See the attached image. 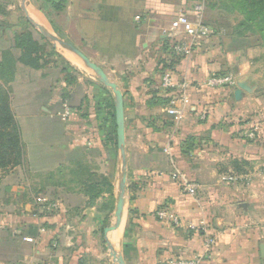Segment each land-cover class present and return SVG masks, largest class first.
Masks as SVG:
<instances>
[{
    "label": "crops",
    "instance_id": "obj_1",
    "mask_svg": "<svg viewBox=\"0 0 264 264\" xmlns=\"http://www.w3.org/2000/svg\"><path fill=\"white\" fill-rule=\"evenodd\" d=\"M45 1L32 0L123 96L124 208L121 227L110 234L118 231L120 251L112 246L124 264L197 257L204 251L201 221L215 237L210 259L201 264H264V144L245 139L242 130L264 102L246 82L257 75L242 54L243 37L216 28L203 0H54L61 1L59 10ZM198 5L215 36L178 57L168 41L170 20L194 16ZM25 27L0 14V61L7 50L17 60L5 87L22 146L21 163L0 174V264H114L98 239L114 222L116 201H110L120 177L112 96L91 76H62L63 66H52L44 54L36 66L19 62L14 38ZM165 73L189 84L173 134L165 113L169 98L158 90ZM228 75L233 86L206 85L210 77ZM240 84L250 91L235 100ZM61 135L63 157L55 147ZM188 138L195 148L183 154ZM238 167L247 171L238 174ZM175 171L197 185L193 195L181 191Z\"/></svg>",
    "mask_w": 264,
    "mask_h": 264
},
{
    "label": "rangeland",
    "instance_id": "obj_2",
    "mask_svg": "<svg viewBox=\"0 0 264 264\" xmlns=\"http://www.w3.org/2000/svg\"><path fill=\"white\" fill-rule=\"evenodd\" d=\"M39 2L41 0H34ZM205 2V6L214 5V9H209L210 19L213 21L212 23L216 28H219L220 25H223L225 31L228 34L234 36L236 32H242L243 28L248 24V18L253 16V19L249 21V25L254 29L252 33H244L243 39L247 42V47L242 49V54L246 59L248 57V62L252 63V67L255 70V74L257 75L255 79H247V83L252 82L254 84L255 96L260 98L264 102V24H260L259 22L262 14L264 15V1L261 4H258V0H203ZM209 8V7H208ZM0 10L1 15L7 18L12 17L15 21L19 20L21 22V18H23L22 13L19 10V2L18 0H0ZM25 23V22H24ZM246 25H245V24ZM212 26V25H211ZM235 37V36H234ZM55 50V49H54ZM64 56V57H63ZM45 61L52 64L54 67H62L64 68V73L62 76L66 77L72 75L73 73L79 72V75H82V78H87V76L93 77V75L85 69L80 63H78L74 57L71 55H67V53L61 49H56L53 53H48L44 57ZM72 64V65H70ZM77 68L78 70L74 69ZM68 70H72L68 72ZM253 77V76H251ZM94 78V77H93ZM94 80H96L94 78ZM252 80V81H251ZM97 81V80H96ZM98 82V81H97ZM259 108L257 112L260 113V116L253 119V123L249 125L246 124L243 126L242 130H249L251 127L257 128L260 130V140L255 139V142H261L264 144V140H262V136H264V103L258 105ZM256 112V111H255ZM239 124V123H238ZM237 124V127L239 125ZM242 124V123H241ZM25 130V128H23ZM58 143L55 145L58 150L61 151V156H64L63 148H64V138H59ZM258 144V143H257ZM238 174L244 173L247 170L243 167H238ZM5 169L0 168V174L3 173ZM115 186L118 183V175L116 174ZM117 195V188L115 187V194L112 200L115 203ZM114 220V217H112ZM118 232V231H117ZM110 234V233H109ZM99 235V234H98ZM108 236V235H107ZM114 236V233L112 234ZM110 234L109 240L113 243L117 250L120 251V244L116 242L117 240L113 239ZM120 237V236H119ZM100 242V247L103 249L104 253L109 254V249L105 242L104 237L100 233V237L98 238ZM112 245V244H111ZM111 258V257H109Z\"/></svg>",
    "mask_w": 264,
    "mask_h": 264
},
{
    "label": "built area",
    "instance_id": "obj_3",
    "mask_svg": "<svg viewBox=\"0 0 264 264\" xmlns=\"http://www.w3.org/2000/svg\"><path fill=\"white\" fill-rule=\"evenodd\" d=\"M194 16H189L186 13H178L170 20L167 36L170 41L172 51L176 56H189L192 48L199 45V41L215 36V29L203 22L201 18L202 6L198 5L194 9ZM235 84L233 76H213L207 79L206 85L210 88L230 87ZM189 84L185 80L176 82L173 80L170 73H165L158 83V90L169 98L168 105L165 108V113L171 118L173 127L172 134L176 131L178 123L183 115L184 107L188 102L187 90ZM203 113L200 119H204ZM244 138L248 140H260V130L251 127L243 132ZM264 136H262V140ZM173 179H176L181 187V191L185 194L193 195L197 190V185L189 181L183 174L175 171L171 174ZM232 180L233 178H223V180ZM236 179H234L235 181ZM160 219L165 217L164 213H158ZM204 235V251L195 258L191 259H170L168 264H201L205 259H210L212 249L215 244V237L209 232V226L201 221L198 226ZM193 228V227H192Z\"/></svg>",
    "mask_w": 264,
    "mask_h": 264
},
{
    "label": "trees",
    "instance_id": "obj_4",
    "mask_svg": "<svg viewBox=\"0 0 264 264\" xmlns=\"http://www.w3.org/2000/svg\"><path fill=\"white\" fill-rule=\"evenodd\" d=\"M264 0H258L257 3L261 4ZM45 2H49L50 5L56 9H60V3H56L54 0H46ZM208 9H214V5H207ZM1 14V10H0ZM25 22V26L29 27L27 21L21 18ZM253 19L251 15L246 22V25L243 28L242 32H236L234 35L235 37H242L245 35L244 33H252L254 29L249 25V21ZM259 22L260 24H264V15L262 14ZM211 26V25H210ZM24 28L20 33L15 35L14 38V45L21 51V55L19 57V62L30 65L36 66L38 64L39 58L42 55H48V53L55 52L54 48L50 47V45L42 38V43L35 40L33 38L32 33L27 29ZM213 27V26H212ZM214 28V27H213ZM215 29V28H214ZM17 60L13 58V55L9 50L4 51L2 53V59L0 61V168L6 169L8 167L16 166L21 163L22 160V146L19 139V130L17 124L14 120L13 114L11 112L9 106V91L5 87V85L11 82L14 79V72H15V64ZM110 108L112 109L111 120H112V140H116V126L113 114V103H110ZM193 138H188L186 142V146L182 144V153L186 154L188 150L195 148V144L193 143ZM184 142V143H185ZM239 170V169H238ZM111 187V186H110ZM94 198V197H93ZM90 198V203H93L94 199ZM112 205V201H110V206ZM102 208L105 210L106 204L104 203ZM111 211V208H110Z\"/></svg>",
    "mask_w": 264,
    "mask_h": 264
},
{
    "label": "water",
    "instance_id": "obj_5",
    "mask_svg": "<svg viewBox=\"0 0 264 264\" xmlns=\"http://www.w3.org/2000/svg\"><path fill=\"white\" fill-rule=\"evenodd\" d=\"M19 10L22 13L24 19L29 26L37 32L51 47L54 49H61L71 55L74 59L80 63L85 69H87L93 77L106 89L109 90L114 107L115 118V134L116 144L118 150V162L120 165V177L117 185V200L114 211V222L103 231L105 242L109 249V255L114 264H124L123 258L107 239V235L119 229L122 225V213L124 208L125 197V144H124V132H123V118H124V105L123 96L117 85L109 78V76L102 70L101 67L92 62L87 56H85L79 49L73 46L68 41L64 40L52 27L45 15L33 4L32 0H18ZM241 89H237L234 92L235 100H240L242 97V91H250L245 84H240ZM261 256L264 257V246L260 248Z\"/></svg>",
    "mask_w": 264,
    "mask_h": 264
},
{
    "label": "bare ground",
    "instance_id": "obj_6",
    "mask_svg": "<svg viewBox=\"0 0 264 264\" xmlns=\"http://www.w3.org/2000/svg\"><path fill=\"white\" fill-rule=\"evenodd\" d=\"M116 236H117V232L114 233V236H112V238L116 240ZM107 239H108V241L110 242V240H109V236L107 237ZM110 244H112V243L110 242Z\"/></svg>",
    "mask_w": 264,
    "mask_h": 264
}]
</instances>
